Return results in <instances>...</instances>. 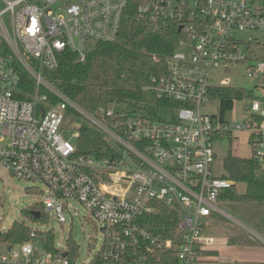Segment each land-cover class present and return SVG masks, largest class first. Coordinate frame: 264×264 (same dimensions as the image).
I'll return each mask as SVG.
<instances>
[{
    "label": "built area",
    "instance_id": "built-area-1",
    "mask_svg": "<svg viewBox=\"0 0 264 264\" xmlns=\"http://www.w3.org/2000/svg\"><path fill=\"white\" fill-rule=\"evenodd\" d=\"M130 2L0 0V170L43 184V211L59 224L71 199L99 221L101 264H149L147 258L160 250L173 251L177 264H198L199 252L215 242L204 229L213 216L223 215L219 197L234 185L213 174L214 145L246 134L250 158L264 174V0H133L135 24L152 31L177 24L167 73L152 77L147 90L185 106L169 120L117 110V104L91 115L50 85L45 73L65 50L83 62L95 43L115 41ZM245 32L256 36L243 39ZM248 61H255L249 70L261 80L260 98L244 110L247 117L225 116L246 97L222 114L204 113L210 90L230 87L212 84L211 72ZM67 111L111 139L113 156H76L75 133L71 139L62 130ZM154 202L179 214L172 239L136 223L153 212ZM36 232L30 229L25 243L0 244V264H71L65 249L59 255L46 252ZM94 256L73 264H89Z\"/></svg>",
    "mask_w": 264,
    "mask_h": 264
},
{
    "label": "trees",
    "instance_id": "trees-1",
    "mask_svg": "<svg viewBox=\"0 0 264 264\" xmlns=\"http://www.w3.org/2000/svg\"><path fill=\"white\" fill-rule=\"evenodd\" d=\"M134 2L131 0L124 12L117 38L113 42H97L86 53L83 62H77L76 55L65 50L57 59V66L46 71L45 78L55 89L91 115H95L101 107L117 104L118 107L131 106V114L141 113L161 119L157 114L147 111V107L178 110L185 106L183 103L167 99H158L147 87L154 76L167 73L165 58L175 51L179 38L177 24L170 22L157 31L147 30L133 22ZM153 57H156L154 59ZM23 83L31 90V81L22 74ZM211 99L217 100L219 113L232 108L235 100L246 97L245 91L233 87H214L210 90ZM27 99V96H19ZM56 99L49 98L50 105L56 104ZM143 108L144 112L139 111ZM121 110V109H118ZM138 110V111H137ZM171 117H169L170 119ZM168 119V120H169ZM162 120V119H161ZM72 140L76 156L95 159H109L116 152L93 126L83 120L74 132ZM222 178L234 183L219 197L220 202L253 203L264 208V174L253 158L242 159L228 154L223 160ZM245 185V193L240 195L235 184ZM153 212L143 214L136 223L143 229L158 235L163 239L175 237L179 214L175 209L163 203H153ZM41 204L23 209L21 214L33 223L47 224V217L42 214ZM39 218H35L36 213ZM43 249L53 255H59L60 250L54 246L51 231L36 232ZM30 240V228L23 222H13L11 227L0 231V244L18 245ZM238 237L231 238L230 243H237ZM243 245H251L249 238L242 241ZM253 245V244H252ZM65 248L71 264L78 258L77 245L68 238ZM206 252V251H204ZM204 252H199L203 256ZM211 253H205L209 255ZM149 264H177L173 251L160 250L147 258ZM89 264H101L96 254ZM199 264V263H198ZM209 264H216L209 262ZM252 264H264L260 262Z\"/></svg>",
    "mask_w": 264,
    "mask_h": 264
},
{
    "label": "rangeland",
    "instance_id": "rangeland-1",
    "mask_svg": "<svg viewBox=\"0 0 264 264\" xmlns=\"http://www.w3.org/2000/svg\"><path fill=\"white\" fill-rule=\"evenodd\" d=\"M251 32H245L240 37L247 39L255 37ZM255 64V61H248L243 64L216 69L211 72V83L219 84L226 82L228 86L245 91L246 99L236 103L235 112L226 113V118L234 117L245 119L247 110L251 100H258L260 94L257 90V85L260 83V76L254 75L249 70V65ZM131 111L134 107L125 106L117 107ZM138 111V110H137ZM139 111L144 112L141 108ZM147 111L157 114L161 119L168 120L173 114L168 109L156 108L154 106L147 107ZM202 111L209 115L218 114V102L211 99L208 104L204 105ZM140 113V112H139ZM65 118L62 124V130L69 132L67 137L73 139L78 125L83 120L67 111L64 114ZM99 133L109 142L104 133ZM216 161L213 165V174L220 176L223 174V160L230 153L233 156L249 159L252 156L250 146L247 143V135L240 134L238 140L230 142L222 141V143L214 145ZM236 191L242 195L245 193L246 187L244 184H235ZM45 186L38 182L20 180L14 177L8 171L0 170V231H7L13 222H23L30 229L44 232L51 231L54 237V246L56 249H65L66 240L70 238L78 247V258L75 262L86 263L98 251L102 235L99 229L102 224L94 220L93 216L84 209L77 201L68 200V206L64 209L65 222L59 224L53 213L42 214L47 217V224L33 223L26 216H23L21 211L35 204L42 203V193H45ZM217 207L223 212V215L213 216L209 220L207 229L213 227L212 236L229 247L224 254H220L219 264H252L254 261L264 262V246L247 247L242 241L249 238L251 245H264V208L253 203L243 202H219ZM215 226V227H214ZM238 237V245L230 246L227 244L228 237ZM244 246V247H243ZM218 259V258H217ZM235 260V261H234ZM240 260L241 262L237 261ZM237 261V262H236Z\"/></svg>",
    "mask_w": 264,
    "mask_h": 264
},
{
    "label": "crops",
    "instance_id": "crops-1",
    "mask_svg": "<svg viewBox=\"0 0 264 264\" xmlns=\"http://www.w3.org/2000/svg\"><path fill=\"white\" fill-rule=\"evenodd\" d=\"M208 226H209V222H208ZM215 227V226H214ZM213 230H214V228L213 227H211V228H208L207 229V226H206V228L204 229V234H205V236H210V237H213L212 236V233L211 232H213ZM214 238V237H213ZM231 238H235V237H233V236H230V237H228V240H227V244H229L230 246H235V245H238L239 243H234V244H231L229 241H230V239ZM215 239V238H214ZM219 240H217V239H215V242H214V244H213V246H211V248L208 250V251H206V252H204V254L205 253H211V254H209V255H204L203 254V256H201L200 257V261H199V264H209V262H213V263H216V264H219V263H221L220 261H219V258H220V254L222 253V254H224L225 253V251L226 250H228L229 251V247H227V246H225L223 243H221V242H218ZM259 246H264L263 244H261V245H249V246H247V247H259ZM244 247V246H243ZM260 248V247H259ZM218 258V259H217ZM235 261V260H234ZM237 261H239V262H241L240 260H237ZM236 261V262H237ZM256 262H260V263H264V262H261V261H256ZM255 261L253 262V263H256ZM235 264V263H234Z\"/></svg>",
    "mask_w": 264,
    "mask_h": 264
},
{
    "label": "water",
    "instance_id": "water-1",
    "mask_svg": "<svg viewBox=\"0 0 264 264\" xmlns=\"http://www.w3.org/2000/svg\"><path fill=\"white\" fill-rule=\"evenodd\" d=\"M39 217H40V213L38 212L35 214V218H39ZM64 256H66V254H64Z\"/></svg>",
    "mask_w": 264,
    "mask_h": 264
}]
</instances>
